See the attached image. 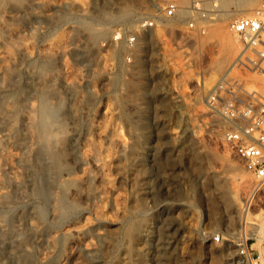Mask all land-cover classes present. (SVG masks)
Segmentation results:
<instances>
[{"label":"rangeland","instance_id":"374dc122","mask_svg":"<svg viewBox=\"0 0 264 264\" xmlns=\"http://www.w3.org/2000/svg\"><path fill=\"white\" fill-rule=\"evenodd\" d=\"M31 1L4 0L0 5V51L11 50L12 58L7 61L19 67L21 78L17 75V79L21 84L15 78V85L20 89L24 86L22 90L31 85L32 91L23 90L28 94L35 89L28 95L33 98L30 103L34 102L32 116L36 117L41 91L58 92L50 100L63 101L66 117L59 135L63 140L59 137L57 144L66 145L70 135H78L77 159L92 153L100 167L87 162L77 164L73 162L76 158L63 153L71 169L67 175L68 179L72 177L69 192L78 202L60 221L55 220L52 196H34L32 188L27 187L23 195L14 193L10 180L0 172V191H5L9 199L0 202L4 225L18 226L19 218L33 215L30 211H35L37 205L45 210L44 219H33L40 232L36 236L38 243L28 246L30 260L35 263L25 264H66L74 253L78 263L85 264L97 250L105 249V241L114 248L106 264H250L248 259L243 260L246 263L240 261L234 247L214 243L212 235L218 232L248 238L253 263L264 264V188L241 167L222 140L224 124L218 116L209 114L200 101L239 52L228 21L247 14L194 20L189 13L194 0L184 5L178 0ZM169 1L187 10V14L181 17L176 12L173 18H162ZM262 2L256 3L257 8ZM123 8L130 9V18L114 20ZM67 11L70 16L64 17ZM80 17L92 21L91 27L97 26L104 37L89 39ZM149 20H155L154 27L141 33L139 26ZM190 21L194 22L193 29L188 25ZM214 28L228 34L235 43L231 56L222 62ZM98 30L96 33H100ZM129 36L136 37L135 47L129 48L125 42ZM139 37L143 41L141 59L137 50ZM22 45L24 50L18 47ZM20 49L27 58L19 56ZM20 58L25 62L22 65ZM46 60L50 64L42 68V73L40 68L47 65ZM246 79L249 87L264 88L261 76L248 75ZM8 88L0 90L3 109L12 108L16 101L14 91ZM180 96H184L183 100L178 101ZM4 97H11L13 103ZM20 108L15 117L17 128H21L19 117L26 110ZM14 147L3 148L0 167L13 163L11 159L21 152ZM87 171H93L95 179L81 184ZM27 183H31L26 182L30 187ZM56 191L60 192L58 188ZM233 198L237 207L228 202ZM19 225L23 228L22 222ZM82 227L87 229L82 245L64 237L67 230ZM141 230H145L146 238L138 241ZM79 244L94 255L82 252Z\"/></svg>","mask_w":264,"mask_h":264},{"label":"bare ground","instance_id":"6f19581e","mask_svg":"<svg viewBox=\"0 0 264 264\" xmlns=\"http://www.w3.org/2000/svg\"><path fill=\"white\" fill-rule=\"evenodd\" d=\"M3 1L4 0H2V2H0V5L3 3ZM25 1H27V0H25ZM178 1H179V3L181 5H184V4H187V2L189 0H178ZM258 1L259 0H222L220 2V4H219L220 10H221V13H219V16L220 15H223V16H231L233 14H240V15L241 14H244V15L247 14L248 15V11H250V9H253L254 6L256 5V3H258ZM31 2H33V0ZM206 7H208V6H206ZM255 7L257 8V5ZM80 8H82V7H80ZM187 12H188L187 10H184V9L181 10L180 8L179 9L177 8V13L181 17L183 15L187 14ZM130 13H131L130 12V9L123 8L120 11V14H117V16L113 17V19L116 20V21L117 20L118 21H123V19H125V18H130V16H128V15H130ZM64 15L65 14H63V16ZM69 16H70V13H68V11H67L66 16H64V17H69ZM80 19L82 21V22L80 21V24H82V26L86 29V30L85 29L84 30L87 31V33H88L87 35H89L88 36L89 39L91 38L93 40L96 37H98V38L99 37H102V36L104 37L105 33H103V32L101 33V31L96 28L97 26L95 27V29L98 30L97 32L100 31V33H96L95 29L92 28L93 27L91 25L92 24V21L90 22L88 20L89 21L88 22V21H86L84 19V17H83L84 20L81 17H80ZM163 22H164V20H163ZM94 23H96V22H94ZM161 23H162V21H161ZM165 24L167 25V23H165ZM168 25H170V24H168ZM132 26H133V24H132ZM165 26L163 25V27H165ZM213 30H215V32H213V33L216 34L215 37L217 38V42H218L217 44L219 46V49H218V58H219V61L222 62V61L228 59L231 56L233 50L235 49V43H234L233 39L228 34L223 33V31L219 30L218 28H214ZM141 41H142V37H139V39H138V42L139 43L137 44V50H138V56H139V58H140V55H141L140 52H142V47H143V46H141V43L143 41L142 42ZM2 43H3V45H5L4 42H2ZM20 44H22V43H20ZM17 45H16V47H17ZM22 46L21 47L18 46V47L21 48V49H23L24 46L23 47ZM3 49L6 50L5 47ZM16 49L18 50V48H16ZM16 49H15V52L17 51ZM23 50H21L20 52H22ZM27 50L24 51V52H27ZM7 51H9V52L8 53L6 51L3 52V50L0 51V90H2L1 88H4V87H5V89H6V87L7 88L8 87H12V90H10L9 88L8 89L10 91H14V95L16 97V101H15V103H13L11 97H9V99L13 103V104H11V102H10V104L13 105V106H12V108L11 107L9 108L8 106H7L8 107L7 108L6 106H4V109H3V100H2V97L3 96L1 97V94H0V153L2 152L3 148L6 147L7 145L15 146L16 148H18L19 152H20V150H21V152L18 155H15V157H13V159H11L13 163H11L9 165H6V166H1L0 167V172L2 173V176L5 177L6 180H10L9 182H11L10 184L12 186V190H13L14 193H17L19 195H23L25 193V191H27L28 188H30V189L32 188L31 193L33 192L35 194L34 196H37V197H46V198H49V197L52 196L51 197V198H53V207L52 208H54L53 211L55 212V214H54L55 220L56 221H60V220H63L64 217H68L70 215L69 213L73 209H75V207L77 206V202H78V199H75L76 197L74 198L73 195L71 196L70 195V192H69V189L71 188L69 186L72 184V181L70 180V178H72V177H70L68 179V177H69L68 174H69V172H70L71 169L69 170L70 167L68 168V163L65 162L66 160L64 161V159L62 157L63 153H65V154L67 153L69 156H73V157H70V158H74V159L76 158L75 161H73V162H76L77 161V164L78 163H86L87 162V163H90V165L92 164V166H94L96 168H98V166H99V164L97 162V157H95L96 155L94 156L92 153H90V154L88 153L84 158L81 157L82 160L81 159H77L76 154H78L77 153L78 151L76 152V150L80 146V145L79 146L77 145V144H79V143H77V140L79 139V138L77 139L78 135L77 136L74 135L73 137H72V135H70L71 137L68 139V142H67L66 145L63 144V146H61V145L59 146L57 144V140L60 137L59 135H62L60 133H62V130L61 129L63 128V125H64L63 124V120H65L64 119V116H65L64 113L66 112V111H64L65 109H63L64 108L63 107L64 105L62 106V104H64V103H62L63 101L56 100L57 102L55 101L56 102L55 103V102H51L52 100H50V97L53 94H57L58 92L57 93H53V92H55L53 90V92H52L53 94H51V93H49L47 91V89H44L43 90L42 89V86H40L41 87L40 89L43 90V91L40 90L41 91V94L40 95L38 94V96H40L38 98V100H40V103L37 102V103H39V106L37 108L35 107L36 108V112L35 111L34 112L36 114V117L34 118L35 115L32 116V113H33L32 112V110H33L32 106L34 105V102L32 101L33 102V105H32V103H30V98L32 96L29 97L30 96L29 94L30 93H33L35 89L33 90V92H30L28 94L27 92L24 93L23 90L25 89L24 91H26L28 89L27 91L29 92V90H30L29 87L31 85L28 86V87L25 86V87H27V89L24 88L23 90H22V88L24 86L20 89V88L17 87V85H15V78L17 79V75L19 74L18 73V68L19 67H17V64L16 63L14 65V64H12V62L7 61V60H9V59L12 58V56H11L12 53H10L11 50H7ZM115 51H116V49H115ZM21 54H23V52L22 53H19V56ZM16 55H17V53H16ZM23 55H21V56H23ZM17 56H15V57L17 58ZM23 57H26L27 58L28 56L25 55ZM26 58H24V60ZM139 58H137V63H139L138 66L141 64V61H140L141 58L140 59ZM6 61H7V63H5ZM20 61L18 62V65H19ZM44 61H42V62H44ZM23 62L24 61L22 60L20 64L22 65ZM49 64H48V61H47V65L46 64H43L40 69L42 70V68H45V69H46V67L48 68L49 67ZM29 66H30V64H29ZM33 67H34V65H33ZM45 69L42 70V73L45 72ZM30 72H32V71H30ZM30 72L27 75H28L30 81H32L33 79L31 80V78H30L31 76L29 75ZM38 73H40V72H38ZM44 76H45V78L46 77H49V79L51 81L50 76H47V75H44ZM19 77L21 78V76H19ZM53 77L54 76H52V78ZM47 79L48 78H46V80ZM53 79H55V77ZM37 80L38 79H36V81ZM42 81L44 83H46L45 80H44V78H43ZM67 82H65V83H67ZM16 83L18 84V82H16ZM19 83H20V81H19ZM26 83L28 85V81ZM42 83H41V85H42ZM68 83H70V82H68ZM39 85H40V83H39ZM52 85H54V84L52 83ZM68 85H70V84H68ZM46 86L47 85L45 84V87ZM35 87H37V86H35ZM74 87H75V84H74ZM69 90H70V86H69ZM5 91H7V90H5ZM30 91H32V90H30ZM72 91H74V90H72ZM9 94H10V92H9ZM33 94H31V95H33ZM70 94H71V92H70ZM2 95H3V93H2ZM5 95L6 94H4V96ZM55 96H57V95H55ZM58 96H59V94H58ZM12 97L14 98V96H12ZM34 97H35V95H34ZM52 97H54V95ZM4 98H6V97H4ZM6 99H8V98H6ZM32 99L33 98H31V100ZM55 99H56V97H55ZM6 104H8L9 106H11L9 104V102L8 103L6 102ZM18 107H21L20 109H23V110L26 109L21 114V117H19L20 120H21V121L19 120V124L22 123V125L21 124L20 125L18 124V125L21 126V128L19 126H18L19 128H17L16 127V123H15L16 122L15 117L17 116ZM69 109H71V108H69ZM21 112H22V110H21ZM66 115H67V113H66ZM119 138L121 139V137H119ZM119 141H118V143H121V140H119ZM122 143H123V141H122ZM125 143L127 144V142L126 141L124 142V145L127 147L128 144L126 145ZM119 146H121L120 148H121L122 151H125V147L124 146L122 147V145H120V144H119ZM120 151H119V154L121 155L122 153H120ZM15 154H17V153H15ZM123 155H124V153H123ZM86 173L87 174L85 176V179L84 180H81V184L82 183H84V184H90L95 179V176L93 175V171L92 172L91 171H87ZM63 174H66L65 175L66 177H64ZM67 175H68V177H67ZM0 180H1V178H0ZM26 182H30L31 183V184L27 183V184L30 185V187L29 186H26ZM73 184H74V182H73ZM55 186L58 188V190H60L59 193L56 191L57 188L54 189ZM141 186H142V183H140L139 188ZM26 187H27V189H26ZM53 189L57 193H54L53 192L54 191ZM4 192H1L0 193V202H2V203L3 202H6V201H1V200L4 199V198H6V197H8L7 194L5 196V193L6 192L5 193ZM8 192H9V190H8ZM53 193H54V195H53ZM79 193H80V191H79ZM83 193L84 192H81V194H83ZM11 196L12 195L10 193V197ZM13 199H14V197H13ZM44 199L41 200V201H44ZM7 200H9V199H7ZM228 202L229 203L231 202V204L237 203V201L234 198L231 199V201L229 200ZM43 204H44V202H43ZM35 207H37L35 209V211H33L34 208L32 209V211H30V212L34 213L33 215L30 213L33 217L31 215H25V216H22V217L19 218L20 219L19 220L20 222L19 221L18 222L19 223L22 222L23 228L20 227L21 225H19V223H18V226H14V225L12 226V223L10 224V226H8L9 224L8 225L7 224L4 225L3 224V220L1 219L2 216L0 217V220H2V224L0 223L1 224L0 225V264H25V263H28L27 261H30L31 263L34 262V261H31L30 260L32 254L30 253V250L28 249V246H29L30 243H35V244L38 243V240L36 239V236H37L39 230L37 232V228H38L37 226L38 225L35 222H33V219L34 218H36L35 220L44 219L43 217H44V214H45V210L43 209V207H40V205L39 206L37 205ZM234 207H237V205L234 206ZM238 210H240V208L237 209V211ZM31 217H32V219H31ZM38 222L39 221H37V223ZM4 223H7L6 220L4 221ZM56 223H58V222H56ZM40 227H42V226H40ZM84 228L82 227L81 229H71V230H67L66 231L67 233L65 232V235L64 234L63 235H64V237L69 238V240H71L72 242H75V243L76 242L77 243L79 242L81 244V238L84 236V233H86L88 227H87V229H84ZM26 232H27V234L30 235V237H29V235L26 234ZM127 235L129 237V239L130 238L132 239V237H130L129 234H127ZM58 238L60 239L61 237L58 236ZM137 238H138V241H143L144 238H146L145 237V230L139 231V234H138V237ZM105 242H106L105 243V249L102 250V251L97 250L94 253L95 255L93 254V252H91L90 250L87 249L88 248L87 246L82 247L81 246L82 244L81 245L79 244V247L80 246L82 247V248H80V250L82 252L88 253V254H91L92 253L94 255L93 257L90 256L91 259H89V257H88V260H85V261H87V262L89 261V262L88 263L86 262L85 264H106L107 263V261H108V259L110 257L111 247L113 248V246L111 245V242L110 241H105ZM52 245H54V244H52ZM76 254L74 253V254L70 255L69 258H68V260L66 259L67 260L66 261V264L67 263L68 264H79L78 263V260L75 257ZM34 255H36V254H34ZM86 256H87V254H86ZM249 263L250 264H254L253 262L252 263L249 262Z\"/></svg>","mask_w":264,"mask_h":264},{"label":"built area","instance_id":"2783aa9c","mask_svg":"<svg viewBox=\"0 0 264 264\" xmlns=\"http://www.w3.org/2000/svg\"><path fill=\"white\" fill-rule=\"evenodd\" d=\"M221 1L194 0L189 8L191 19L206 21L219 17ZM177 8L175 2H167L161 17L173 18ZM154 22L155 20L144 21L139 26V31L142 33L152 29ZM188 25L190 29L194 28L193 21ZM227 27L237 38L239 52L226 73L219 77L200 101L209 114L218 116L224 124L221 129L222 140L241 167L264 188V88H251L246 79L248 75L264 79V0L260 7L248 15L230 19ZM185 39L188 40V37ZM125 42L129 48L135 47L136 37L129 36ZM196 84L199 85V82L196 81ZM183 97L180 96L177 100H183ZM211 239L216 244L234 247L240 261L248 259L251 263L254 262L248 247L249 240L245 236L218 232Z\"/></svg>","mask_w":264,"mask_h":264}]
</instances>
